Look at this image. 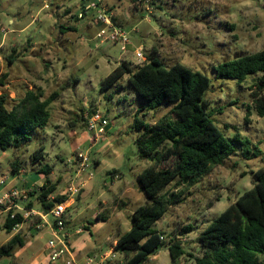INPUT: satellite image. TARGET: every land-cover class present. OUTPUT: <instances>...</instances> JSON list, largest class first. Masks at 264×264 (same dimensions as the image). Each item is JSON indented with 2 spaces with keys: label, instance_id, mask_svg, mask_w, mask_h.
<instances>
[{
  "label": "rangeland",
  "instance_id": "rangeland-1",
  "mask_svg": "<svg viewBox=\"0 0 264 264\" xmlns=\"http://www.w3.org/2000/svg\"><path fill=\"white\" fill-rule=\"evenodd\" d=\"M80 5L81 0H0V76L6 74L5 91L15 100L27 90L40 89L43 99L56 95L49 107L51 119L44 129L37 130L18 149L0 150V178L8 177V182L18 189H31L30 202L36 210H42L38 197L41 188L48 185L47 179L56 185L55 196L63 195L72 184L81 186L66 212L67 230L75 248L82 254L92 252L100 259L130 229L134 210L147 203L137 178L150 165V161L139 158L135 144L141 131L133 124L142 101L129 86L128 75L105 91L101 90L103 82L122 61L136 66V49L144 54L138 65L155 55L167 66L180 63L199 71L212 80L205 94L209 102L205 110L213 114L226 137L238 134L239 140L248 138L262 153L246 159L243 150L249 145H235L236 152L194 186L175 189L171 184L164 190L166 197L183 190V203L171 206L156 223L165 244L141 264H172L170 239L176 236L185 251L179 263L194 264V258L202 255L199 234L254 187L257 179L252 171L264 166V117L258 115L249 97L254 77L245 82L216 81L214 71L226 60L264 49V0H150V12L143 11L144 6L136 0H123V23L109 8L114 23L131 36V45L125 52L120 45L101 44L94 39L98 26L92 23V29L86 27L92 12L84 20L78 18ZM68 27L76 30L65 29ZM10 55L12 64L6 59ZM171 106L144 110L139 117L151 126ZM92 111L110 120L105 137L96 145L88 138L87 124L81 119ZM40 145L45 147V156L34 163L31 155ZM77 151L89 157V166L79 178L78 166L69 161ZM15 162L19 164L17 172L12 167ZM174 164L171 158L163 167ZM46 165L52 169L50 174L41 170ZM97 210L105 221L96 219ZM38 222L43 221L35 216L16 228L25 240L30 238L29 256L47 250L53 238L50 225H44L32 237L30 230ZM85 225L90 227L89 232L76 234ZM188 225L194 231L182 235ZM10 236L0 218V246ZM115 252V257L102 264H125L126 256Z\"/></svg>",
  "mask_w": 264,
  "mask_h": 264
},
{
  "label": "trees",
  "instance_id": "trees-1",
  "mask_svg": "<svg viewBox=\"0 0 264 264\" xmlns=\"http://www.w3.org/2000/svg\"><path fill=\"white\" fill-rule=\"evenodd\" d=\"M65 29L76 30L75 27ZM12 58L11 55L6 57L10 64L14 62ZM214 71L216 81L233 79L245 82L254 77L249 97L252 107L264 117V49L226 60L215 66ZM126 75L129 86L142 101L133 124L137 131H141L135 140L138 156L150 161V165L137 178L147 203L134 210L130 229L118 237L114 249L126 256L125 264H141L165 244L163 233L155 228L156 223L171 206L183 203V190L172 192L169 197L163 194L169 185L174 184L175 189L194 186L228 160L236 152L235 145H249L243 150L246 159L258 157L262 151L248 138L239 140L238 134L226 137L213 114L205 110L209 105L205 94L212 85L207 75L180 63L167 66L158 56L151 55L135 67L130 61H122L103 82L101 90L109 89ZM5 78L6 74L0 76L1 151L24 146L37 130L44 129L51 119L49 107L56 99L55 94L43 99L40 89L27 90L18 100L10 99L4 89ZM164 104H172L169 111L151 126L145 125L140 113ZM95 113L92 111L90 115ZM81 119L86 122L83 116ZM44 152V145L34 151L31 155L34 163L44 159ZM171 158L175 159V164L164 168L163 164ZM12 167L15 172L19 170L16 162ZM41 170L50 174L52 169L46 165ZM115 172L111 173L112 176ZM252 174L257 179L254 187L244 192L199 234L202 255L194 258V264H264V166ZM46 184L38 197L42 209L49 210L55 203L67 200L65 195H57L54 202H49L56 185L49 179ZM32 207L30 203L29 208ZM97 220L106 219L98 214ZM23 222L21 214L15 219L7 216L2 227L12 233ZM194 229L188 225L182 229V235ZM170 242L172 264H180L185 254L183 243L177 236ZM24 245V238L19 233L14 234L0 246V260L12 257L15 250Z\"/></svg>",
  "mask_w": 264,
  "mask_h": 264
},
{
  "label": "built area",
  "instance_id": "built-area-1",
  "mask_svg": "<svg viewBox=\"0 0 264 264\" xmlns=\"http://www.w3.org/2000/svg\"><path fill=\"white\" fill-rule=\"evenodd\" d=\"M136 3L143 5V11L150 12L151 7L149 5L150 0H136ZM81 12L78 14V18L84 19L91 12L94 16L96 24L98 26L97 32L95 33L94 39L99 40L102 43H110L114 45H120L122 51H127L131 45V36L129 32L114 23L113 12L109 8L106 0H82L80 5ZM98 47L97 44L95 48ZM135 56L138 58L140 64L144 59L143 51L140 49L135 50ZM139 53V54H137ZM132 67H135L133 65ZM87 124V135L93 145H96L101 141L108 130L110 120L107 116H103L100 113L94 115H84ZM70 162L75 163L78 166L76 172V178H79L82 173L86 171L89 166L88 154L83 151H77ZM8 177L4 176L0 178V214L6 213L10 219H15L17 214H21L25 221L32 217L38 216L42 219L43 225H51L53 231V238L48 242L47 246V258L49 262H57L63 260L64 264H79L76 261L73 245L70 237L66 233V212L68 209L67 200L59 203H55L54 206L49 210H36L35 208H29L31 189H18L12 188L3 193L4 187L8 184ZM82 187L76 185H70L68 190L63 194L70 198L77 196ZM55 195H51L48 198L49 202H54ZM52 219V221H50ZM23 222V223H24ZM22 223V224H23ZM21 224V225H22ZM20 225H18L19 227ZM85 227L79 229V232H83ZM162 240H165L164 236ZM116 245V244H115ZM115 249H111L104 253L100 257L101 262H106L112 257H115ZM95 259L88 258L84 264H93Z\"/></svg>",
  "mask_w": 264,
  "mask_h": 264
},
{
  "label": "crops",
  "instance_id": "crops-1",
  "mask_svg": "<svg viewBox=\"0 0 264 264\" xmlns=\"http://www.w3.org/2000/svg\"><path fill=\"white\" fill-rule=\"evenodd\" d=\"M106 2H107V4H108V6L109 7H111L112 8V10H113V12L115 13V16H116V18H118V20L121 22V23H123V20H122V16H121V11H120V9H123L125 6L123 5V0H113V1H111V0H106ZM81 3H82V0H81ZM88 17V16H87ZM90 21H88V23L86 24V27H88L89 29H92L91 28V24L92 23H94V24H96V21H95V19H94V16L93 15H90ZM84 20V19H83ZM81 22V21H80ZM121 27V26H120ZM123 29H125L124 27H122ZM98 29V28H97ZM97 32V31H96ZM95 32V33H96ZM93 35H95L94 34V32H93ZM1 45H2V43H1ZM0 58H1V52H0ZM9 181V180H8ZM12 188H16L14 185H12V183L10 182H8V184L4 187V189H3V193L4 192H6V191H8V190H10V189H12ZM54 195V194H53ZM32 200V198L30 197V201ZM74 202H75V200H74V198H70V197H68L67 196V204H68V206H71L72 204H74ZM31 203V202H30ZM29 203V204H30ZM98 214H99V211L97 210V213H96V219H97V216H98ZM6 217H7V214L6 213H1L0 214V218L2 219V225L4 224V222H5V220H6ZM45 225V224H44ZM44 225H43V222H42V224H39V222L38 223H35V226L34 227H32L31 228V230H30V233L32 234V237H35V235H37L38 233H39V231L40 230H42L43 229V227H44ZM45 226H48V225H45ZM67 227H68V225H67V219H66V229H65V231H66V233L68 234V236L70 237V240H71V234L69 233V231L67 230ZM83 227H85V229H84V231L83 232H81V233H84V232H89V226H87V225H85V226H83ZM50 228H51V225H50ZM82 228V227H81ZM80 229V228H79ZM79 229L78 230H76V234H81L80 232H79ZM52 230V229H51ZM17 231H18V229H15L12 233H11V236H10V238L14 235V234H16L17 233ZM52 233H53V231H52ZM9 238V239H10ZM8 239V240H9ZM30 239V238H29ZM29 239L28 240H25V245L22 247V248H18L19 250L12 256V257H9V258H3V259H1L0 260V264H39V263H42V264H57L58 262H61V264H64V261L63 260H59V261H57V262H54V263H52V262H49L48 261V258H47V250H44L42 253H33L31 256H29L28 255V248L31 246L30 245V241H29ZM72 242V241H71ZM72 245H73V249H74V253H75V256H76V261H77V263H79V264H84V263H86V261L88 260V258H93V259H95V261H99V264H102L103 262H101L100 261V259L99 258H97V256L94 254V253H92V252H90V253H88V254H82V252L81 251H79V249H77V248H75L76 246H75V244L72 242ZM109 251V250H108ZM107 251V252H108ZM106 253V252H105ZM24 254V255H23ZM77 257H78V259L79 260H77ZM101 257V256H100ZM98 259V260H97Z\"/></svg>",
  "mask_w": 264,
  "mask_h": 264
},
{
  "label": "clouds",
  "instance_id": "clouds-1",
  "mask_svg": "<svg viewBox=\"0 0 264 264\" xmlns=\"http://www.w3.org/2000/svg\"><path fill=\"white\" fill-rule=\"evenodd\" d=\"M48 7V5H45V8H47ZM43 11V9H41V12ZM37 15L39 16L40 15V13L38 12L37 13ZM49 19H50V17H48ZM137 54H139V53H137Z\"/></svg>",
  "mask_w": 264,
  "mask_h": 264
}]
</instances>
